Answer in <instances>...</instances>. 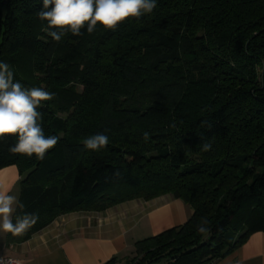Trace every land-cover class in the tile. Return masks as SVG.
<instances>
[{
	"label": "trees",
	"instance_id": "obj_1",
	"mask_svg": "<svg viewBox=\"0 0 264 264\" xmlns=\"http://www.w3.org/2000/svg\"><path fill=\"white\" fill-rule=\"evenodd\" d=\"M156 4L114 30L56 42L48 31L59 30L37 16L43 0H0V62L24 88L55 93L37 111L45 136L60 138L42 160L10 152L15 136L0 139V169L21 176L12 219L38 217L10 244L67 213L164 194L192 215L137 241L131 264H212L264 231V0ZM101 133L108 144L86 149Z\"/></svg>",
	"mask_w": 264,
	"mask_h": 264
},
{
	"label": "crops",
	"instance_id": "obj_2",
	"mask_svg": "<svg viewBox=\"0 0 264 264\" xmlns=\"http://www.w3.org/2000/svg\"><path fill=\"white\" fill-rule=\"evenodd\" d=\"M20 181L15 165L0 169V186H12L9 194L17 201ZM191 215V207L171 194L127 200L99 211L71 212L20 244H10L9 233L0 231V257L18 259L20 264H107L111 260L110 264H123L137 241L179 227ZM212 264H264V231L251 234L243 245Z\"/></svg>",
	"mask_w": 264,
	"mask_h": 264
},
{
	"label": "clouds",
	"instance_id": "obj_3",
	"mask_svg": "<svg viewBox=\"0 0 264 264\" xmlns=\"http://www.w3.org/2000/svg\"><path fill=\"white\" fill-rule=\"evenodd\" d=\"M156 0H43V8L37 13L41 21H47V29L51 38L60 42L67 32L74 36L81 35L86 27L89 34L99 24L105 29L114 30L129 18H140L152 13L156 8ZM55 93L43 88H24L19 81H14L13 71L7 63L0 62V139L15 136L16 143L9 151L16 154L44 159L48 150L59 141L55 135L45 136L40 124L41 113L37 109L43 101L52 100ZM145 139L148 133L144 134ZM84 145L89 150H99L108 144V137L96 134L85 138ZM210 143H205L202 150L208 151ZM12 186H0V231L14 236L24 234L36 222V214L25 213L13 221L14 205L17 197L10 195ZM20 208L24 206L18 204ZM207 224V220L201 222ZM200 233H207L208 228L198 226Z\"/></svg>",
	"mask_w": 264,
	"mask_h": 264
},
{
	"label": "rangeland",
	"instance_id": "obj_4",
	"mask_svg": "<svg viewBox=\"0 0 264 264\" xmlns=\"http://www.w3.org/2000/svg\"><path fill=\"white\" fill-rule=\"evenodd\" d=\"M257 72H258V75H257L258 79H259L260 81H262V76H264V71H262V70H257ZM72 82H73V81H72ZM72 82H71L69 85H75L79 92H82V91H83L84 87H83L82 85H80V84H76L75 82L72 83ZM125 260H126L129 264H131V262H130V261H131V257H130V256H127ZM126 261H125L123 264H126Z\"/></svg>",
	"mask_w": 264,
	"mask_h": 264
},
{
	"label": "built area",
	"instance_id": "obj_5",
	"mask_svg": "<svg viewBox=\"0 0 264 264\" xmlns=\"http://www.w3.org/2000/svg\"><path fill=\"white\" fill-rule=\"evenodd\" d=\"M0 264H20V261L12 257H0Z\"/></svg>",
	"mask_w": 264,
	"mask_h": 264
}]
</instances>
